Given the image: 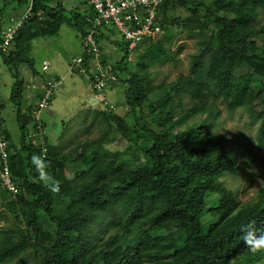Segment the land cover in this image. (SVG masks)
Listing matches in <instances>:
<instances>
[{"label": "trees", "instance_id": "1", "mask_svg": "<svg viewBox=\"0 0 264 264\" xmlns=\"http://www.w3.org/2000/svg\"><path fill=\"white\" fill-rule=\"evenodd\" d=\"M29 5L8 50H0L14 79L10 101L22 133L19 148L8 142L17 193L1 192L14 228L1 231L0 264L26 261L32 251L37 264H264V248L245 245L241 233L249 222L264 231V187L255 200L237 201L223 178L238 169V152L226 148V136L213 133L211 124L184 128L181 111L183 95L199 102L198 115L211 117L210 99L220 100L228 111L258 119L257 137L264 143V0H164L162 38L142 41L134 64L127 44L114 42L123 56L112 66L118 80L128 77L124 95L132 123L92 111L105 131L69 152L39 135L44 124L34 119L36 108L23 110L25 85L16 66L43 78L26 54L30 41L54 35L64 22L81 36L89 25L85 14L66 11L60 0H0V44L9 9ZM178 8L188 12L186 19L171 14ZM178 34L196 38L189 72L153 92L149 70L174 60L168 46ZM241 68L246 70L236 72ZM30 124L37 142L28 134ZM113 142L118 146L111 148ZM44 149L46 168L60 181L58 193L42 186L31 164Z\"/></svg>", "mask_w": 264, "mask_h": 264}, {"label": "rangeland", "instance_id": "2", "mask_svg": "<svg viewBox=\"0 0 264 264\" xmlns=\"http://www.w3.org/2000/svg\"><path fill=\"white\" fill-rule=\"evenodd\" d=\"M65 6L68 11L72 12L68 3ZM10 9L3 19V26L6 25V21L10 16H18L24 11L23 8L13 11ZM171 14H176L181 17V20H184L188 12L185 9L178 8L175 12L171 11ZM186 35H176L172 45L168 46V49L174 54V60L164 61L149 70L150 83L147 86L154 89L153 92H157L155 88L160 85H168L179 76L188 74L191 57L197 53L198 48L195 43L196 38L187 39ZM111 37L121 41L117 32H114ZM179 48L181 51H178ZM101 51L104 60L110 64L119 61L123 56V52L113 41L103 43ZM140 52L141 48L132 56L131 61H129L130 64L135 63L136 55ZM82 53L83 41L80 29L64 22L54 35L37 37L28 44L26 54L32 60L34 69L43 78L38 77L37 80L34 79L33 81L29 67L24 64L16 66L19 77L25 85L26 92H24L23 105L25 111L27 107H30V109L36 108L38 102L37 93H33L32 90L31 93L30 91L27 92L32 81L33 83H39L40 81L52 80L54 76L64 78L63 84L55 90L51 105L40 114L44 124L43 131H45L49 144L56 145L61 152H69L77 145L95 141L105 131V126L93 121L94 115L90 113L99 110V102L90 111L84 109L85 103L89 102L90 95L93 97L95 93L90 92L88 82L84 76L69 71L71 61L80 57ZM205 60L208 61V58ZM44 61L49 64L46 72L41 71V65ZM237 70L236 72H244L246 69ZM127 78V75H123L117 80L115 86L111 87V85L99 94L114 106L112 113L131 124L132 118L126 115L128 107L124 95ZM13 83L14 79L11 72L0 57V116L2 118V129L9 136V144L13 149H17L22 133L16 121L15 108L10 101ZM198 104L199 102L191 99L190 96L183 95L181 111L183 112L182 115L187 117L183 127L206 122V124L212 125L211 131L213 133L226 136V148L238 152L237 165L239 167L234 173L223 178L224 186L241 203L255 200L258 191L264 187V143L260 144L257 137L259 120L241 109L230 112L220 100L214 101L212 99L209 101V109L216 115L212 117L208 116V113L198 115L194 108L195 106L198 107ZM27 111L30 110L27 109ZM177 111L180 112L179 109ZM177 118H180L179 114H177ZM32 128L33 124H30L27 129L28 134L32 138V142H37L35 136L38 133H33ZM117 144L122 146L123 141ZM117 144L113 142L110 147L115 148L118 146ZM1 192L2 189L0 188V234L1 231L14 228L13 219L3 207ZM173 232L175 231L169 233ZM10 264H37V259L32 251L26 261L17 259Z\"/></svg>", "mask_w": 264, "mask_h": 264}, {"label": "built area", "instance_id": "3", "mask_svg": "<svg viewBox=\"0 0 264 264\" xmlns=\"http://www.w3.org/2000/svg\"><path fill=\"white\" fill-rule=\"evenodd\" d=\"M90 6V12L85 14V22L89 25L86 34L82 37L83 53L69 64V71L84 76L88 82V88L96 96L110 85L117 82L118 77L112 64L102 57L99 38L102 32L113 31L119 34V38L127 44L128 61H131L135 52L140 49L144 40L156 41L163 35L159 25V9L164 0H86ZM31 5L18 16H10L2 29L3 42L0 50L6 52L13 41L16 32L22 27L29 17ZM40 16V13L38 14ZM49 64L44 61L41 71L46 72ZM62 83V78L31 83L28 88L37 93L38 102L33 117L39 126L42 125L41 113L47 109L54 96L55 90ZM94 94V95H95ZM99 110L110 113L114 106L103 97L99 99ZM45 131L39 129V135L43 137ZM8 140L6 139L0 124V187L15 195L17 187L14 184L8 164ZM45 157V149L42 158Z\"/></svg>", "mask_w": 264, "mask_h": 264}, {"label": "clouds", "instance_id": "4", "mask_svg": "<svg viewBox=\"0 0 264 264\" xmlns=\"http://www.w3.org/2000/svg\"><path fill=\"white\" fill-rule=\"evenodd\" d=\"M31 164L37 172V180L49 189L51 192L58 193L60 191V181L55 179L47 170V161L40 155H32ZM243 242L252 249L264 248V231H258L253 222H249L241 227Z\"/></svg>", "mask_w": 264, "mask_h": 264}, {"label": "crops", "instance_id": "5", "mask_svg": "<svg viewBox=\"0 0 264 264\" xmlns=\"http://www.w3.org/2000/svg\"><path fill=\"white\" fill-rule=\"evenodd\" d=\"M60 3H61V6L67 11L68 9H66V4L68 3L69 4V9H71L72 11H75L77 12L78 14L82 13L83 15L88 13V11H90V6L88 5L87 1L86 0H60ZM81 33V32H80ZM113 31H105V32H102V34L100 35V38H99V43H100V46L102 47L103 46V43L105 42H110V41H113V43L115 41H118V40H115V38H112L111 35H113ZM102 36V38H101ZM83 37V36H81ZM103 50V49H102ZM32 80L34 81V79H38V77H33L32 76ZM54 78H59L57 76H54ZM61 78V77H60ZM64 79V78H63ZM62 79V81H64ZM35 80V81H36ZM32 81V82H33ZM63 83H61L62 85ZM111 86V85H110ZM115 86V84H113L111 87ZM109 88V87H108ZM30 91V93L32 92L29 88L27 89V92ZM26 92V91H25ZM91 92V91H90ZM92 93V92H91ZM93 94V93H92ZM94 97V98H93ZM90 95L89 97V102L87 100H85L86 102L88 103H85L84 105V109H88V111H90L91 109H93V107L95 105H97V102H99V99H101L103 96H95V95ZM54 96L52 97V100H53ZM52 100H51V103H52ZM50 103V105H51ZM49 105V106H50Z\"/></svg>", "mask_w": 264, "mask_h": 264}]
</instances>
